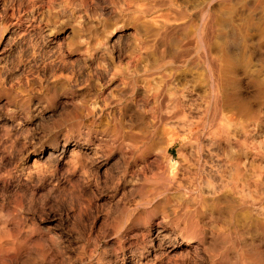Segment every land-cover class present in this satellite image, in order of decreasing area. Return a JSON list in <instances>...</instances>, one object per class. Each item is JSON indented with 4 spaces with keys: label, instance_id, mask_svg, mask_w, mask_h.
Returning <instances> with one entry per match:
<instances>
[{
    "label": "rangeland",
    "instance_id": "obj_1",
    "mask_svg": "<svg viewBox=\"0 0 264 264\" xmlns=\"http://www.w3.org/2000/svg\"><path fill=\"white\" fill-rule=\"evenodd\" d=\"M157 119L144 151L104 132ZM247 153L264 157V0H0V264H221L261 237L211 217L223 241L198 244L162 190L178 169L172 197H209L206 164L247 194Z\"/></svg>",
    "mask_w": 264,
    "mask_h": 264
},
{
    "label": "bare ground",
    "instance_id": "obj_2",
    "mask_svg": "<svg viewBox=\"0 0 264 264\" xmlns=\"http://www.w3.org/2000/svg\"><path fill=\"white\" fill-rule=\"evenodd\" d=\"M69 2L73 3L75 2V0H69ZM77 6H79V4ZM134 9H136L135 11L140 13H148L152 10L148 9L144 11L143 9H146L145 5L136 6V8ZM148 21H150L152 24L159 25L162 29L165 30L169 29L171 27L170 25L174 23L171 19H167L166 17H153V19H150ZM154 51L155 48L152 52ZM233 96L235 95H226L220 101L226 105H234L239 112H245L247 110V105L245 104V102L243 104L240 103L238 105H235L233 104V100H231ZM88 115H93V112L89 111ZM158 121L160 120L157 119L155 126L152 128H146L142 126V124H140L138 126L139 128L137 134H131L130 127L131 125L133 126V124L136 123V121L134 120L127 125L126 130L122 128L120 122H117L112 124V126H107L104 132L108 134L113 133V136L118 140H124L125 138L133 137L135 139V143L132 150L136 152L144 151L145 149L151 147L152 143L155 142L154 139L158 134ZM92 124H95L94 120L92 121ZM194 133V129L190 124L185 129V134L192 136L194 135ZM215 157L217 158V156ZM251 158L252 162H263L264 159V157H258L257 154L247 153L245 159L248 160ZM241 159L243 158L240 155L231 158V162L236 167V169L239 170L237 172L235 171L236 175H238L241 170V168L239 167L242 163ZM204 166L200 168V174H206L210 172V176L214 181L212 182L208 179L205 180L207 185L212 186L210 192L208 191L209 197L197 195L196 200L177 201L175 197L171 196L172 190L176 189L175 176L178 172V169H173L169 171L167 185L162 190L165 194L163 201L164 204L170 208L171 212L181 214V216L183 217L182 221L185 225V232L191 233L198 244L206 243L207 239H209L210 237L212 238V243H218L219 241H223V239H221L220 237L214 239V235H210V237H208L207 232L204 226L202 225V220L204 218L216 217L218 218V220H221V222L223 223V227L225 228L227 226L236 224L235 229L240 228L242 231L245 230L246 233L253 232L255 235H259L261 238L252 242L251 244L240 242L239 251L236 250L232 256L227 255L225 253V255L221 256L220 263L264 264V255L262 257V252L259 251L260 248L264 247V170L258 172L257 174L252 171L251 178L253 181L251 183V186L249 185V192L247 194H243V187L241 189H237L236 187H216L215 185H212L217 183L216 180L213 178L216 173L213 170L212 166L210 167L208 172L205 170L206 168ZM198 185L196 188H198ZM248 199H251L250 203H248ZM154 208H156V206L153 207L151 210L143 213V217L146 219V217L152 213L151 211H153ZM165 213L166 212H163V216ZM215 214L218 215L215 216ZM163 218L166 219L165 216ZM163 218L161 220V224L163 222ZM232 247L234 248L235 246ZM134 254L135 253L132 252L133 256Z\"/></svg>",
    "mask_w": 264,
    "mask_h": 264
}]
</instances>
